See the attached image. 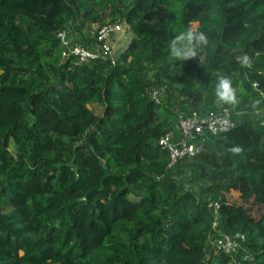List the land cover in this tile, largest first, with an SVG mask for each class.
<instances>
[{
  "label": "trees",
  "instance_id": "16d2710c",
  "mask_svg": "<svg viewBox=\"0 0 264 264\" xmlns=\"http://www.w3.org/2000/svg\"><path fill=\"white\" fill-rule=\"evenodd\" d=\"M114 23L112 63L62 57L57 32ZM190 27L209 43L171 56ZM221 106L232 126L167 166L157 139ZM236 233L246 253L211 243ZM0 264H264V0H0Z\"/></svg>",
  "mask_w": 264,
  "mask_h": 264
},
{
  "label": "built area",
  "instance_id": "2783aa9c",
  "mask_svg": "<svg viewBox=\"0 0 264 264\" xmlns=\"http://www.w3.org/2000/svg\"><path fill=\"white\" fill-rule=\"evenodd\" d=\"M126 30L122 23L105 24L97 28L95 34V45L92 47H80L78 45L69 46V39L66 31L61 30L56 33V37L62 47V57L70 56L74 64H82L97 58H108L112 63L113 58L110 39L115 35H121ZM150 97L156 99L155 91H151ZM232 126L229 109L219 107L218 110L210 113L200 114L191 112L186 117L179 116L172 129L163 133L156 141L157 145L166 151L168 156L167 166H172L178 160L190 157L203 149L205 136L216 135L227 131ZM208 207L216 210L217 203H209ZM214 226V222L212 223ZM211 243L215 249L229 255L238 251L246 253L244 246V236L241 234L220 235L213 239ZM247 257L244 254L243 259Z\"/></svg>",
  "mask_w": 264,
  "mask_h": 264
},
{
  "label": "clouds",
  "instance_id": "9594fccd",
  "mask_svg": "<svg viewBox=\"0 0 264 264\" xmlns=\"http://www.w3.org/2000/svg\"><path fill=\"white\" fill-rule=\"evenodd\" d=\"M209 43L208 36L204 32H198L193 28L177 34L170 42V55L177 59H190L197 55V49L206 46ZM242 68L252 67V58L247 54L238 58ZM215 96L218 102L227 105H236L239 103L237 99L236 89L232 86V82L227 77H218L215 87ZM232 155H239L242 148L239 145L232 146L228 149Z\"/></svg>",
  "mask_w": 264,
  "mask_h": 264
},
{
  "label": "crops",
  "instance_id": "0c3cea01",
  "mask_svg": "<svg viewBox=\"0 0 264 264\" xmlns=\"http://www.w3.org/2000/svg\"><path fill=\"white\" fill-rule=\"evenodd\" d=\"M128 37V36H127ZM125 38L124 35L115 34L111 39V47H112V57H116V55L124 48L126 41L128 38Z\"/></svg>",
  "mask_w": 264,
  "mask_h": 264
},
{
  "label": "rangeland",
  "instance_id": "374dc122",
  "mask_svg": "<svg viewBox=\"0 0 264 264\" xmlns=\"http://www.w3.org/2000/svg\"><path fill=\"white\" fill-rule=\"evenodd\" d=\"M94 29H95V27L92 26V28H91L92 32L94 31ZM123 32H124V33H122L121 35H122V36L124 35V37L126 38V37L128 36L126 30L123 31ZM236 197H237V194H236V193H231V194L229 195V199H230V200H235Z\"/></svg>",
  "mask_w": 264,
  "mask_h": 264
},
{
  "label": "water",
  "instance_id": "95a60500",
  "mask_svg": "<svg viewBox=\"0 0 264 264\" xmlns=\"http://www.w3.org/2000/svg\"><path fill=\"white\" fill-rule=\"evenodd\" d=\"M87 141V140H86Z\"/></svg>",
  "mask_w": 264,
  "mask_h": 264
}]
</instances>
